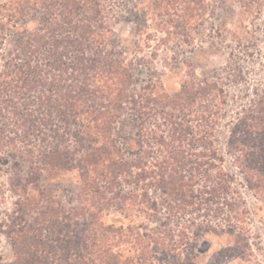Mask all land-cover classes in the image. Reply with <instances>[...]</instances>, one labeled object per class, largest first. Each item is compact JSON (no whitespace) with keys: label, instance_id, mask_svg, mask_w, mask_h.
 <instances>
[{"label":"trees","instance_id":"1","mask_svg":"<svg viewBox=\"0 0 264 264\" xmlns=\"http://www.w3.org/2000/svg\"><path fill=\"white\" fill-rule=\"evenodd\" d=\"M105 2L0 0V153L21 148L32 163L11 188L0 264L251 261L249 241L264 239L251 222L264 214V85L229 118L231 72L227 83L190 68L174 90L161 76L143 83L126 51L107 49L118 14ZM165 4L177 30L202 6ZM71 172L68 200L40 184ZM213 234L243 245L202 249Z\"/></svg>","mask_w":264,"mask_h":264},{"label":"rangeland","instance_id":"2","mask_svg":"<svg viewBox=\"0 0 264 264\" xmlns=\"http://www.w3.org/2000/svg\"><path fill=\"white\" fill-rule=\"evenodd\" d=\"M166 1L106 0L105 9L109 11L113 6L118 14L117 21L111 19L109 22L113 34L111 32L107 39L116 43L107 49L126 51L127 62L143 83L150 76H161L169 90L178 87L190 68L203 76L217 72L219 80L227 83L231 72L232 82L226 89L236 102L226 106L230 118L237 106H243L255 96L252 89L264 85V0H196L202 4L199 17L190 23V29L185 30L172 27L174 22L165 9ZM174 19L177 21L176 17ZM25 153L21 148L18 151L21 156L17 158L0 153V223L7 220L9 214H16L18 195L11 188L24 183L27 178L32 163ZM227 164L235 168L231 157ZM76 179L71 172L52 183L40 180V184L52 189L57 198L68 200L76 191ZM244 196L247 204L254 207L256 199L248 191ZM251 216L252 231L264 236V214L263 218ZM2 230L3 226H0V256H9V241ZM210 237V242L202 240L201 248L209 246L211 253L243 245L237 238L216 234ZM251 240L249 242H254L256 247L255 257L247 261L236 256L228 264L264 261V239Z\"/></svg>","mask_w":264,"mask_h":264}]
</instances>
